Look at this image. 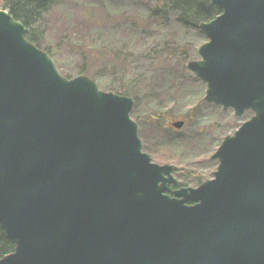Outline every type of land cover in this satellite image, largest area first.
Here are the masks:
<instances>
[{"label":"trees","instance_id":"16d2710c","mask_svg":"<svg viewBox=\"0 0 264 264\" xmlns=\"http://www.w3.org/2000/svg\"><path fill=\"white\" fill-rule=\"evenodd\" d=\"M197 1L209 48L171 141L173 4L0 0V264H148L156 234L178 238L160 264H264L222 234L264 227V0Z\"/></svg>","mask_w":264,"mask_h":264},{"label":"water","instance_id":"95a60500","mask_svg":"<svg viewBox=\"0 0 264 264\" xmlns=\"http://www.w3.org/2000/svg\"><path fill=\"white\" fill-rule=\"evenodd\" d=\"M176 26L172 35V54L174 67L182 74L196 75L200 71V63L208 52L207 26L211 16L197 0H179L174 5ZM187 92L178 95V120L171 126L168 137L172 139L176 130L180 129L184 122L185 101ZM6 118V97L0 88V168L7 161V153L4 144L3 122ZM190 199L186 198L180 207V212L188 206Z\"/></svg>","mask_w":264,"mask_h":264},{"label":"rangeland","instance_id":"374dc122","mask_svg":"<svg viewBox=\"0 0 264 264\" xmlns=\"http://www.w3.org/2000/svg\"><path fill=\"white\" fill-rule=\"evenodd\" d=\"M153 4H157L162 0H148ZM175 5L179 0H167ZM40 11L44 8L45 0H36ZM173 84L177 91V95L187 92V80L180 72H175L173 75ZM0 87H2L1 73H0ZM185 101L186 97H181ZM172 141V139H171ZM173 160V159H172ZM175 164V161H172ZM237 242H245L251 245L264 242V227L260 226L258 222L253 221L246 215H241L235 218L231 223L224 226L222 234ZM234 242V241H233ZM178 243L177 236H161L159 234L153 235L149 240V248L153 251L152 256L148 258V264H160L176 247Z\"/></svg>","mask_w":264,"mask_h":264},{"label":"bare ground","instance_id":"6f19581e","mask_svg":"<svg viewBox=\"0 0 264 264\" xmlns=\"http://www.w3.org/2000/svg\"><path fill=\"white\" fill-rule=\"evenodd\" d=\"M175 20H176V18H175ZM210 21H211V19H210ZM209 24H210V22H209ZM209 24H208V26H207V31H208V27H209ZM175 26H176V24H175ZM174 29H175V27H174ZM174 31V30H173ZM206 36H207V34H206ZM208 38V37H207ZM208 48H209V40H208ZM171 49H172V40H171ZM172 56H173V54H172ZM204 60V59H203ZM202 60V61H203ZM202 61H201V63H202ZM201 63H200V70H201ZM200 72V71H199ZM1 88V87H0Z\"/></svg>","mask_w":264,"mask_h":264}]
</instances>
